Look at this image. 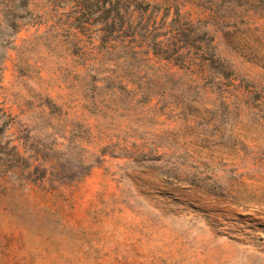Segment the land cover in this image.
<instances>
[{
    "label": "rangeland",
    "instance_id": "rangeland-1",
    "mask_svg": "<svg viewBox=\"0 0 264 264\" xmlns=\"http://www.w3.org/2000/svg\"><path fill=\"white\" fill-rule=\"evenodd\" d=\"M8 4L0 264H264V0Z\"/></svg>",
    "mask_w": 264,
    "mask_h": 264
},
{
    "label": "trees",
    "instance_id": "trees-1",
    "mask_svg": "<svg viewBox=\"0 0 264 264\" xmlns=\"http://www.w3.org/2000/svg\"><path fill=\"white\" fill-rule=\"evenodd\" d=\"M10 3V0H2V3L0 4V27L7 25L8 27H10L13 31V33H18L19 29L22 27V25H24L23 23H18L15 21H4L3 18H5L7 16V14L10 12V5L8 4ZM165 58H170L169 56L165 57ZM2 72V69L1 71ZM2 82H3V77H2V73L0 74V89H2ZM0 113L4 114L6 117H11L5 107L2 105V102L0 101ZM2 144H6V142H3L0 138V146ZM9 148L11 149L10 153H5L6 154V158L3 159L2 157H0V179L1 178H7V179H12V181H10L12 183V187L15 188H20V186H25L27 187V181L30 180L29 179V175L30 172H27L26 170H30V168L33 166V164L38 161L39 164L41 166L47 165L48 162L46 158L44 156H42V154L40 153V151L35 150L32 153H28L29 151L26 150H22L21 145L20 144H14V140L12 139L11 142H9L8 144ZM1 152V151H0ZM3 154V152H2ZM30 164H27L28 167L26 169V167L21 166L20 164H22V162H28ZM11 164L9 166V168H11L13 166L12 163H16V168L13 169H9V170H5V166L7 164ZM21 170V171H20ZM26 172L28 173L26 175ZM11 175L16 176V179L11 178ZM43 180V179H42Z\"/></svg>",
    "mask_w": 264,
    "mask_h": 264
}]
</instances>
